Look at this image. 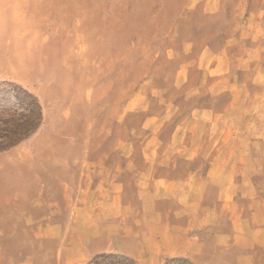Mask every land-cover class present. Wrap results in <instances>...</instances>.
<instances>
[{"label": "rangeland", "instance_id": "rangeland-1", "mask_svg": "<svg viewBox=\"0 0 264 264\" xmlns=\"http://www.w3.org/2000/svg\"><path fill=\"white\" fill-rule=\"evenodd\" d=\"M0 264H264V0H0Z\"/></svg>", "mask_w": 264, "mask_h": 264}]
</instances>
